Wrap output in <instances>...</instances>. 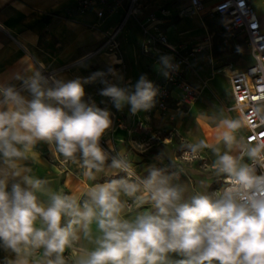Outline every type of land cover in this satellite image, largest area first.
Returning <instances> with one entry per match:
<instances>
[{"label":"clouds","instance_id":"1","mask_svg":"<svg viewBox=\"0 0 264 264\" xmlns=\"http://www.w3.org/2000/svg\"><path fill=\"white\" fill-rule=\"evenodd\" d=\"M159 64L165 76L178 68L167 54ZM25 73L14 77L20 88L0 82V250L8 253L0 264H264V138L241 134L247 117L223 115L214 142L184 145L192 160L209 150L223 182L189 194L185 169L170 157L141 171L127 151L102 147L112 113L84 98V83L100 78L99 95L118 111H148L157 89L146 75L128 87L111 68L83 81L32 66ZM252 114L264 125V105ZM41 144L91 182L81 195L33 174Z\"/></svg>","mask_w":264,"mask_h":264},{"label":"crops","instance_id":"2","mask_svg":"<svg viewBox=\"0 0 264 264\" xmlns=\"http://www.w3.org/2000/svg\"><path fill=\"white\" fill-rule=\"evenodd\" d=\"M199 1L203 3L204 10L197 13L216 18L223 32L222 25L226 18L210 13L211 8L221 0ZM248 1L261 28H264V0ZM186 2L190 6V2ZM183 3L184 0H155L153 4L145 5L140 0H104L102 4L82 10L77 6L76 0H0V82L20 86L21 81L14 77L18 73L30 74L25 73L29 66L40 69L45 76L57 75L65 80L81 78L82 81L94 73L107 74L111 68L123 76L121 86L131 87L141 75L149 78L148 60L143 53L142 44L145 34L143 30L150 22L151 15H155L159 7L181 9ZM100 10L102 16L98 17L97 12ZM107 41L110 42L106 43ZM245 50L249 58L246 67L252 60L246 48ZM232 72L229 71L228 77ZM182 74L186 80L184 68ZM107 78L117 82L110 75ZM164 78L162 72L155 79L149 80L154 85L161 83ZM102 87L100 78L84 83V98H91L97 106L112 113L113 124L101 141L102 147L108 150L109 145H112L116 150L127 151L135 167L141 171L153 163L163 167L164 161L158 160L155 155H149L150 159L147 161H138L143 158L133 148L137 113L131 114L130 106L118 111L110 98L99 95ZM24 94L27 95L26 92ZM176 97L174 94V98ZM230 100L232 101L231 87ZM171 108L173 110L170 113H174V119L161 116L156 107L154 117L169 123H182L184 107L175 109V105L171 103ZM216 131V128L205 130L209 143L214 142ZM131 150L138 154L131 156ZM35 156L34 175L49 179L55 190L81 195L85 185L83 180L74 168L65 165L62 158H53L46 144L39 146ZM185 183L189 194L195 192L187 181ZM7 255L8 253L0 250V260Z\"/></svg>","mask_w":264,"mask_h":264},{"label":"rangeland","instance_id":"3","mask_svg":"<svg viewBox=\"0 0 264 264\" xmlns=\"http://www.w3.org/2000/svg\"><path fill=\"white\" fill-rule=\"evenodd\" d=\"M140 1L151 5L155 0ZM153 15L143 30L142 44L148 60L149 78L155 79L162 74L160 55L173 57L181 54L186 59V80L198 89L200 96L194 105L182 108L184 118L179 124L154 117L155 104L148 111L138 112L133 142L147 145V151L138 154L131 150L130 155L138 154L143 158L138 161H147L149 155L158 157L163 154L164 166L171 163L170 157L177 166L185 169L187 175L184 179L195 192L217 191L223 182L215 181L212 153L204 150L198 159H188L184 156V145L206 139L205 130L216 128V122L223 115L238 117L230 109L232 101L227 77L229 71L242 70L249 62L245 46L241 43L240 48L237 47L222 32L216 18L194 13L186 0L181 9L159 7ZM161 38H165V44L160 42ZM238 48L242 51H238ZM69 167L74 168L76 174L79 173L75 165ZM79 177L85 184L84 191L91 182L83 176Z\"/></svg>","mask_w":264,"mask_h":264},{"label":"built area","instance_id":"4","mask_svg":"<svg viewBox=\"0 0 264 264\" xmlns=\"http://www.w3.org/2000/svg\"><path fill=\"white\" fill-rule=\"evenodd\" d=\"M103 1L76 0V4L84 10L98 3L102 4ZM188 1L195 13L204 10L201 1ZM210 13L226 18L222 25L224 34L239 48L243 43L251 57V64L241 71H233L228 77L233 101L230 109L235 108L234 112L238 117H247L250 121L249 126L243 128L242 135L245 138L254 140L257 135L264 138V125L254 119L252 114L254 106L264 105V28H261L258 17L248 0H221L211 8ZM97 16H102L101 10L97 12ZM160 42L165 44V38H161ZM172 64L178 68L169 70V74L161 83L154 84L157 89V95L154 98L156 110L161 116H166L170 120L174 119V113H170L173 110L171 103L175 105V109L190 107L200 96L199 91L183 78L182 69L186 64V59L181 54H175L172 57ZM42 74L45 76L44 73ZM20 87L21 85L17 88ZM174 94L177 95L176 98Z\"/></svg>","mask_w":264,"mask_h":264}]
</instances>
